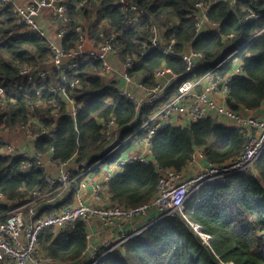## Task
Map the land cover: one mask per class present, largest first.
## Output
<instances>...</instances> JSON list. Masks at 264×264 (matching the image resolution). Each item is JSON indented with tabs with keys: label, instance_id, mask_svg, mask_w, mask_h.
Listing matches in <instances>:
<instances>
[{
	"label": "built area",
	"instance_id": "obj_1",
	"mask_svg": "<svg viewBox=\"0 0 264 264\" xmlns=\"http://www.w3.org/2000/svg\"><path fill=\"white\" fill-rule=\"evenodd\" d=\"M221 1L196 4L193 15L196 39L206 34H222L221 23L209 16L213 5ZM239 1H229L235 14H239ZM0 2L12 8L15 24L25 37L41 36L50 50L47 61L19 67L18 81L0 83V160L18 158L24 171L40 168L45 171L48 184L45 191L35 190L17 202L10 201L0 185V263L99 264L158 222L180 215L187 201L205 185L229 176L256 173V165L264 154V119L256 110L231 109L226 98L233 77L242 73L240 52L260 33L235 48L236 35L223 37V51L229 53L208 67L209 59L195 49L194 41L178 47L175 34L167 36L136 0H117L115 5L126 16L128 27L138 28L147 23V36L139 41L137 53L125 59L121 57L118 34L107 21L89 27L82 18L75 30L78 36L75 46L68 49L63 46L70 22L68 9L76 0ZM242 13L247 20L261 17L246 6L242 7ZM155 51L181 60L184 73L162 64L153 73V84H148L134 70L138 62ZM232 61L234 69L222 74V68ZM96 62L100 63L103 75L116 76L119 94L129 99L137 112L146 108H152V112L126 136L116 117L99 120L107 140L105 149L84 159L75 154L66 161L57 160L55 148L43 150L42 141L57 136L64 117L78 123L79 111L84 106L74 95L81 88L78 74L83 65ZM22 96L29 98L27 117L11 126L10 109ZM208 118L243 131L246 145L239 158L226 165H214L197 149L187 167L193 170L196 167L197 174L187 175V169L182 172L159 169V190L152 201L137 207L112 204L106 185L117 175L112 173L114 169L120 170L133 161L150 162L152 141L160 131ZM115 157L118 160L112 165ZM1 180L0 171V184ZM79 224L85 226L88 241L80 259L66 263L44 254L37 257L42 235L63 234L69 239ZM191 225L209 245L211 236L204 234L198 225Z\"/></svg>",
	"mask_w": 264,
	"mask_h": 264
},
{
	"label": "trees",
	"instance_id": "obj_2",
	"mask_svg": "<svg viewBox=\"0 0 264 264\" xmlns=\"http://www.w3.org/2000/svg\"><path fill=\"white\" fill-rule=\"evenodd\" d=\"M68 9V34L62 40L65 48L75 46L76 27L82 18L87 25L107 21L116 30L122 44V58L137 53L138 43L146 36V26L130 28L126 16L115 5L117 0H76ZM212 0H136L155 20L167 36L175 34L177 46L194 41V47L206 54L212 67L228 55L223 51V37L236 35L233 48L246 44L239 54L242 73L230 82L226 98L233 110H259L264 105V0H240L239 14L233 13L230 0H222L209 11L211 20L221 23L222 34H206L195 38L196 4ZM84 3V7H79ZM251 8L259 20H247L242 7ZM59 22V21H58ZM149 22V20H147ZM263 31V32H262ZM48 42L39 35L25 37L15 24L9 5L0 2V83L19 80V67L36 65L49 59ZM166 64L184 73V63L162 53L153 52L138 62L134 70L152 85L154 71ZM233 61L221 72L234 69ZM81 88L74 95L84 106L78 123L69 117L60 121L54 138L42 141L43 150L55 148L57 160L66 161L75 154L84 159L105 149L107 140L99 120L116 117L124 128V136L132 133L150 115L152 108L137 112L133 103L117 90L115 75H103L100 63L83 65L78 74ZM111 76V77H110ZM29 98L22 96L12 105L9 124L16 125L27 117ZM246 145L244 133L217 119H204L187 126H170L152 141V159L148 163L133 161L106 185L112 203L137 207L152 201L158 194L159 169L184 171L197 149L214 165H226L239 158ZM118 157L112 159V165ZM1 187L12 202L26 199L33 191L48 188L45 171L35 168L24 171L18 158H2ZM198 225L211 236L208 244L191 224ZM86 229L79 224L73 235L65 239L45 233L40 237L42 253L59 262H76L87 249ZM264 264V154L256 165L255 174L229 176L205 185L186 203L184 214L168 217L133 238L99 264ZM0 264H8L4 261Z\"/></svg>",
	"mask_w": 264,
	"mask_h": 264
},
{
	"label": "crops",
	"instance_id": "obj_3",
	"mask_svg": "<svg viewBox=\"0 0 264 264\" xmlns=\"http://www.w3.org/2000/svg\"><path fill=\"white\" fill-rule=\"evenodd\" d=\"M17 1H19V2H22V3H25V2H30L31 0H17ZM262 108H263V106H262ZM262 108H260L259 110H257V112L259 111L261 114H259V112H258V114L264 119V111L262 110ZM187 169V168H186ZM198 171V170H197ZM196 171V172H197ZM117 172V174L120 172V170L119 169H114V171H112V173H116ZM188 172H190V174L189 175H195L196 174V172H194V170L193 169H190V168H188L186 171H185V173L187 174ZM188 175V174H187ZM186 175V176H187Z\"/></svg>",
	"mask_w": 264,
	"mask_h": 264
},
{
	"label": "rangeland",
	"instance_id": "obj_4",
	"mask_svg": "<svg viewBox=\"0 0 264 264\" xmlns=\"http://www.w3.org/2000/svg\"><path fill=\"white\" fill-rule=\"evenodd\" d=\"M112 76V75H111ZM110 76V77H111ZM262 110L264 111V105H263V108H262ZM257 111V110H256ZM259 112V111H258ZM257 112V113H258ZM259 114H261L260 112H259ZM262 115V114H261ZM262 118V117H261ZM218 120V119H217ZM221 121V120H220ZM222 122V121H221ZM195 169L196 170H194V172H196L198 169L195 167ZM198 172V171H197ZM197 172H196V174H197ZM188 175L190 174V172H188L187 173ZM113 204V203H112ZM184 211V210H183ZM183 211L181 212V216L183 215L182 213H183ZM134 226H136V225H134ZM105 236H106V234H105ZM43 253H42V251H41V247L39 246V248H38V252H37V257L39 258V257H43V255H42Z\"/></svg>",
	"mask_w": 264,
	"mask_h": 264
},
{
	"label": "bare ground",
	"instance_id": "obj_5",
	"mask_svg": "<svg viewBox=\"0 0 264 264\" xmlns=\"http://www.w3.org/2000/svg\"><path fill=\"white\" fill-rule=\"evenodd\" d=\"M231 264V263H230ZM233 264V263H232Z\"/></svg>",
	"mask_w": 264,
	"mask_h": 264
}]
</instances>
